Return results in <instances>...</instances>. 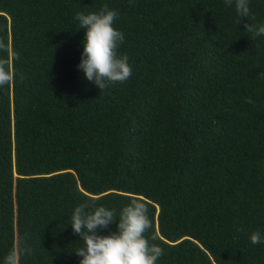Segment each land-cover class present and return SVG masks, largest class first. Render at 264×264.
I'll return each instance as SVG.
<instances>
[{
	"label": "trees",
	"instance_id": "16d2710c",
	"mask_svg": "<svg viewBox=\"0 0 264 264\" xmlns=\"http://www.w3.org/2000/svg\"><path fill=\"white\" fill-rule=\"evenodd\" d=\"M104 6L132 73L99 89L74 16ZM244 23L224 0H0V257L78 264L72 207L139 198L157 264H264V36Z\"/></svg>",
	"mask_w": 264,
	"mask_h": 264
},
{
	"label": "clouds",
	"instance_id": "9594fccd",
	"mask_svg": "<svg viewBox=\"0 0 264 264\" xmlns=\"http://www.w3.org/2000/svg\"><path fill=\"white\" fill-rule=\"evenodd\" d=\"M235 9L238 23L244 21V30L254 36H264V22L247 23L250 17V0H224ZM118 18L115 9L104 6L99 11L75 13L76 27L83 29L80 41L81 52L77 70L83 78L99 89L115 82L126 81L132 73L127 55L118 54L124 34L114 26ZM13 80V73L0 65V87ZM115 223V229L109 226ZM71 227L79 237L72 253L78 264H157L163 254L162 247L154 242V235H145L152 226L148 204L139 198H132L117 211L104 204L82 200L75 204L66 218L64 227ZM107 230V231H105ZM253 245L264 244V233L253 231L249 234ZM30 249L19 245L9 249L0 257V264H19L20 257Z\"/></svg>",
	"mask_w": 264,
	"mask_h": 264
}]
</instances>
